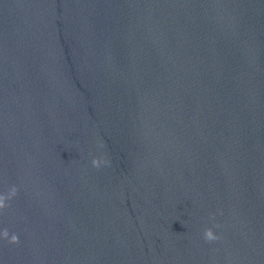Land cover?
Listing matches in <instances>:
<instances>
[{"label":"water","instance_id":"95a60500","mask_svg":"<svg viewBox=\"0 0 264 264\" xmlns=\"http://www.w3.org/2000/svg\"><path fill=\"white\" fill-rule=\"evenodd\" d=\"M13 185L0 264H264V0H0Z\"/></svg>","mask_w":264,"mask_h":264},{"label":"clouds","instance_id":"9594fccd","mask_svg":"<svg viewBox=\"0 0 264 264\" xmlns=\"http://www.w3.org/2000/svg\"><path fill=\"white\" fill-rule=\"evenodd\" d=\"M92 166L96 168H100L102 165L110 164V161L105 159L104 157H93L91 160ZM18 194V189L16 186H12L7 194H0V212H2L7 207H10L9 201L16 197ZM215 214H213L214 219ZM214 227H219L218 224H215ZM203 237L206 242H213L219 240L220 237L214 233L212 228H205L203 232ZM0 239L7 240L9 244H19V236L16 233H12L10 235L7 229L0 231Z\"/></svg>","mask_w":264,"mask_h":264}]
</instances>
